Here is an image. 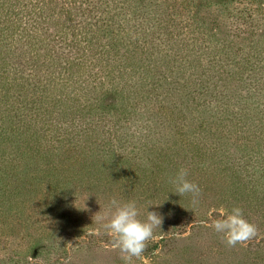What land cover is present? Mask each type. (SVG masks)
I'll use <instances>...</instances> for the list:
<instances>
[{
	"label": "trees",
	"instance_id": "obj_1",
	"mask_svg": "<svg viewBox=\"0 0 264 264\" xmlns=\"http://www.w3.org/2000/svg\"><path fill=\"white\" fill-rule=\"evenodd\" d=\"M227 1L0 0V264H125L113 198L163 217L130 264H264V0Z\"/></svg>",
	"mask_w": 264,
	"mask_h": 264
},
{
	"label": "clouds",
	"instance_id": "obj_2",
	"mask_svg": "<svg viewBox=\"0 0 264 264\" xmlns=\"http://www.w3.org/2000/svg\"><path fill=\"white\" fill-rule=\"evenodd\" d=\"M187 175V170L182 168L170 182L175 185L176 194H190L193 205H198L202 190L195 182L189 181ZM94 216L95 221L113 236L112 248L119 250L125 264H130L133 257H142L146 242L153 238L154 230L159 229L163 220L159 213L147 211L146 220L142 221L138 218L139 211L134 201L121 203L115 198L103 212L99 211ZM220 216L206 226L221 234L228 247L243 246L257 235V226L244 218L240 207H233L227 213L222 211ZM91 234L99 233L93 231ZM144 264H149L147 259Z\"/></svg>",
	"mask_w": 264,
	"mask_h": 264
},
{
	"label": "rangeland",
	"instance_id": "obj_3",
	"mask_svg": "<svg viewBox=\"0 0 264 264\" xmlns=\"http://www.w3.org/2000/svg\"><path fill=\"white\" fill-rule=\"evenodd\" d=\"M235 5H236V0H228L226 3H219V4H216L215 6H212L209 9H207V8H205V9H207V12H209V16L211 17V19L216 20L218 18L223 17V14H225L228 11H230L231 9H233V7ZM232 12H233V10H232ZM260 17H261V15H260ZM249 29H250V33H253V34L262 33L264 31V16H262L259 20L253 22L252 25L249 27ZM204 233H203V235H204V237H206L207 234L206 233L204 234ZM197 234L200 235L201 232H199ZM112 254L115 255L114 252H112ZM145 259L148 260V258H144V260ZM148 262H149V260H148ZM149 264H150V262H149Z\"/></svg>",
	"mask_w": 264,
	"mask_h": 264
}]
</instances>
